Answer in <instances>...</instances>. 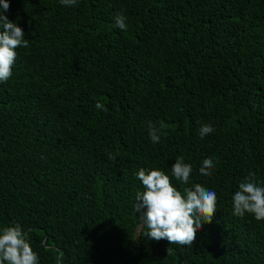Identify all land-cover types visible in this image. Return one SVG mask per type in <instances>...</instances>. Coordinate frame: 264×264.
Wrapping results in <instances>:
<instances>
[{
	"label": "trees",
	"instance_id": "obj_1",
	"mask_svg": "<svg viewBox=\"0 0 264 264\" xmlns=\"http://www.w3.org/2000/svg\"><path fill=\"white\" fill-rule=\"evenodd\" d=\"M8 2L29 47L0 83V230L20 224L39 264H264V221L232 202L249 173L264 182V0ZM148 121L169 126L160 143ZM181 156L217 194L182 251L145 237L133 208L140 168L183 193Z\"/></svg>",
	"mask_w": 264,
	"mask_h": 264
},
{
	"label": "clouds",
	"instance_id": "obj_2",
	"mask_svg": "<svg viewBox=\"0 0 264 264\" xmlns=\"http://www.w3.org/2000/svg\"><path fill=\"white\" fill-rule=\"evenodd\" d=\"M59 3L65 7H74L77 0H59ZM9 9L8 0H0V83H6L12 77V69L17 60L16 49L29 47L23 29L5 15ZM126 20L123 11L118 12L115 15V27L127 31ZM95 107L107 111L102 103L97 102ZM168 127L163 121H148L150 140L160 143ZM213 132L211 124H205L199 129L201 139ZM119 155V152L115 155L109 153L108 158L115 162ZM214 169V161L208 158L203 160L199 173L210 177ZM171 170L175 180L185 185L183 193L173 186L170 177L162 170L140 168L136 178L142 182L145 190L136 193L133 208L139 214L141 226L147 229L145 237L157 242L166 240L182 251L184 246L193 247L203 225L212 223L217 212V194L201 184L192 183V166L185 163L182 156L176 158ZM262 183L256 180L254 173H249L239 184V190L232 197L234 216L242 218L249 214L256 221H264ZM166 251L167 255H171L174 249L169 247ZM60 257L62 260V252ZM0 264H39V256L32 249L20 224L0 230Z\"/></svg>",
	"mask_w": 264,
	"mask_h": 264
}]
</instances>
